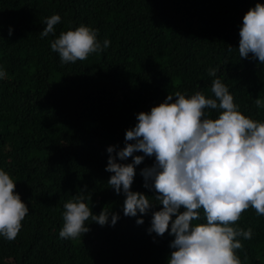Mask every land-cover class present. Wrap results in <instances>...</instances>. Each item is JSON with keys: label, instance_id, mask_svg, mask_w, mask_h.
<instances>
[{"label": "trees", "instance_id": "obj_1", "mask_svg": "<svg viewBox=\"0 0 264 264\" xmlns=\"http://www.w3.org/2000/svg\"><path fill=\"white\" fill-rule=\"evenodd\" d=\"M0 264H264V0H0Z\"/></svg>", "mask_w": 264, "mask_h": 264}]
</instances>
